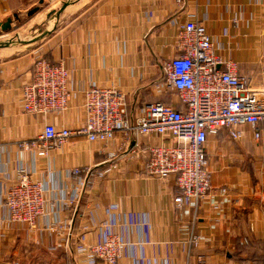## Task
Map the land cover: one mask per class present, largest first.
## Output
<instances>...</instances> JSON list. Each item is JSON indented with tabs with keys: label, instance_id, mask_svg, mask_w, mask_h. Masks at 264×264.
I'll use <instances>...</instances> for the list:
<instances>
[{
	"label": "crops",
	"instance_id": "0c3cea01",
	"mask_svg": "<svg viewBox=\"0 0 264 264\" xmlns=\"http://www.w3.org/2000/svg\"><path fill=\"white\" fill-rule=\"evenodd\" d=\"M44 1L0 0V23ZM60 4L58 18L63 19L39 47L0 56V162L5 168L0 173V264H105L84 249L107 232L131 247L117 264H264V137L255 139L248 126L238 140L224 130L208 136L211 189L197 212L196 232L202 239L188 253L183 226L191 217L174 207L175 177L158 178L146 170V145L158 137L125 138L118 132L114 140L100 143L73 136L61 149L35 158L21 144H41L44 121L20 107L21 88L39 57L63 61L69 72L68 107L50 117L58 127L80 125L84 91L92 84L123 93L128 116L150 102L175 101L173 91L160 94L154 82L161 62L177 52L172 22L190 15L206 25L223 60L232 59L253 88H264V0ZM81 165L90 167L84 191L76 205L61 211L70 222L68 243L43 222L29 227L7 221L3 194L19 166L32 169L31 176L46 181L48 194L61 202L75 183L67 171Z\"/></svg>",
	"mask_w": 264,
	"mask_h": 264
},
{
	"label": "built area",
	"instance_id": "2783aa9c",
	"mask_svg": "<svg viewBox=\"0 0 264 264\" xmlns=\"http://www.w3.org/2000/svg\"><path fill=\"white\" fill-rule=\"evenodd\" d=\"M172 24L176 29L177 52L161 62L154 89L160 94L173 91L175 101L150 102L134 116H128L123 93L92 84L84 91L80 125L73 129L58 127L50 117L68 107L69 72L63 61L39 57L33 62L31 79L21 88L20 107L24 113L43 118L38 136L41 144L22 143L21 147L32 149L36 158L61 149L73 136L100 143L114 140L118 132L125 138L158 137L159 141L146 145V170L158 178L175 177L174 207L191 217L183 226L184 243L190 253L202 239L196 232L197 212L211 189L208 136L224 130L232 140H238L243 136V128L248 126L255 139L263 138L264 88H253L249 78L237 72L232 59H222L215 51L206 25L194 15ZM108 155L116 154L109 152ZM33 165L35 169L34 162ZM89 171L88 165L74 166L67 171V177H73L75 183L60 202L48 194L46 181L33 178L32 169L19 166L15 179L3 194L7 221L29 227L43 222L45 227H54L57 233H62L68 243L70 222L61 218V211L79 201ZM3 172L5 168L0 162V173ZM221 192L225 193L226 189L222 188ZM127 250L131 247L118 234L107 232L97 243L88 245L84 253L105 264H117ZM197 264L208 263L200 260Z\"/></svg>",
	"mask_w": 264,
	"mask_h": 264
},
{
	"label": "rangeland",
	"instance_id": "374dc122",
	"mask_svg": "<svg viewBox=\"0 0 264 264\" xmlns=\"http://www.w3.org/2000/svg\"><path fill=\"white\" fill-rule=\"evenodd\" d=\"M60 1L46 0L29 9L37 8L33 14L28 15V12H25L18 15L17 18L13 17V23L9 30L1 31L0 29V56L21 53L39 47L63 19L58 18L60 10H62Z\"/></svg>",
	"mask_w": 264,
	"mask_h": 264
},
{
	"label": "water",
	"instance_id": "95a60500",
	"mask_svg": "<svg viewBox=\"0 0 264 264\" xmlns=\"http://www.w3.org/2000/svg\"><path fill=\"white\" fill-rule=\"evenodd\" d=\"M62 8H63V7H62ZM36 10H37V8L35 7V8H33V9L29 10L27 14H28V15H31V14H33ZM13 17H14V18H17V15H16V14L13 15ZM11 22H12V18H11V17H7V18L5 19V21L1 22V23H0V29H1V31H7V30H9V29L11 28ZM1 47H2V45H1ZM1 264H8V263H1Z\"/></svg>",
	"mask_w": 264,
	"mask_h": 264
},
{
	"label": "trees",
	"instance_id": "16d2710c",
	"mask_svg": "<svg viewBox=\"0 0 264 264\" xmlns=\"http://www.w3.org/2000/svg\"><path fill=\"white\" fill-rule=\"evenodd\" d=\"M158 101H160V100H158ZM166 103V102H165Z\"/></svg>",
	"mask_w": 264,
	"mask_h": 264
}]
</instances>
